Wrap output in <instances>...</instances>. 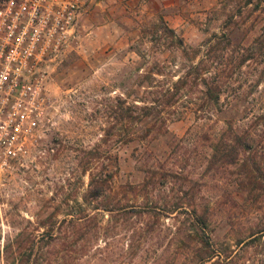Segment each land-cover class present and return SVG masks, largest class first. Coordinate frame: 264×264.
<instances>
[{
    "label": "rangeland",
    "instance_id": "obj_1",
    "mask_svg": "<svg viewBox=\"0 0 264 264\" xmlns=\"http://www.w3.org/2000/svg\"><path fill=\"white\" fill-rule=\"evenodd\" d=\"M79 1L78 40L65 47L47 81L51 107L46 138L0 181V264H178L181 258L175 251L190 242L180 234L186 231L183 225L175 228L176 221L164 211L137 212L145 201L163 205L162 199L175 188L161 191L160 195L153 192L148 198L143 190L137 195L130 191L143 181L146 160L137 153L142 149L137 140L119 138L116 98L123 91L129 98L145 94L136 81L152 70L157 71L154 75L160 80L172 73L176 78V73L197 59L195 55L207 37L217 34L221 42H226L222 36L225 33L235 48L244 47L246 60L232 79L243 84L249 104L253 105L255 97H264V46L259 43V38L264 37V0L249 4H244L245 0ZM163 24L184 39L186 55L170 52L171 45L163 38H155L157 34L151 40V33ZM138 47L148 49L153 56H140ZM166 56L175 58L177 70L170 71L173 64L166 65ZM176 113L164 112L170 117L166 122L168 131H151L155 136L148 141V147L160 162L173 159V153H182L183 147L194 148L187 139L178 141L192 124V115L175 118ZM156 121L147 118L141 129L153 127ZM128 124L135 125L132 121ZM97 144L99 151L92 160L103 169L102 162L108 159L113 174L112 195L129 205L125 210L104 214V219L113 214L105 223L108 236L93 238L89 251L70 253L62 249L70 237L59 233L56 224L73 203V197L86 190L88 171L82 169L79 159L87 158L83 150ZM201 160L199 155L196 159L187 156L180 163L194 171L188 177L190 184L196 194L204 195L200 184L203 180L209 184L211 179L202 174ZM222 175L227 187L243 201V192L229 182L235 173L227 169ZM101 198L91 204L105 203L107 197ZM114 201L116 204L118 200ZM244 205L232 227L225 221L217 223L216 245L222 253L224 248L235 246L236 253L230 263L219 256L215 264H264V234L240 247L231 238L235 233L231 230L255 227L264 221V197L246 199ZM60 224L68 227L66 222ZM60 239L64 240L60 243ZM96 242L105 245L104 249L97 252Z\"/></svg>",
    "mask_w": 264,
    "mask_h": 264
},
{
    "label": "trees",
    "instance_id": "obj_2",
    "mask_svg": "<svg viewBox=\"0 0 264 264\" xmlns=\"http://www.w3.org/2000/svg\"><path fill=\"white\" fill-rule=\"evenodd\" d=\"M252 2L253 0H245L244 4ZM258 5L259 2L256 3ZM262 26L264 31V23ZM155 34L158 40H167L171 45L170 52L179 51L182 55L188 53V46L174 28L163 24L160 29L151 33V40ZM222 36L226 42H221L217 34L207 37L203 48L195 55L197 59H192L187 67H183L182 72L176 73V78H173L172 73L171 77L160 80L154 75L157 71L152 70L147 76L143 75L144 79L136 81V86L143 87L145 94L129 98L130 95L123 91V95L119 94L116 98L119 138L126 141L137 140L142 145L137 153H142L141 156L146 160L143 181L133 185L130 191L137 195L143 190L148 198L153 192L160 195L161 191L175 188L167 198L162 199L163 205L145 201L141 204L144 205V210L137 212L159 214L164 211L176 221L175 228L183 225L186 231L180 234L190 242L184 243V247L175 251L177 258H181L178 264H203L207 261L215 264L219 256L224 262L230 263L236 248H224L223 253L218 248L214 238L218 221H225L232 227L237 222L239 210L245 207L246 199L264 197V97H255L253 105L249 104L243 84L232 79V75L240 71L241 64L246 60L244 47L235 48L227 34L223 33ZM142 37L140 34V44L143 43ZM261 39L262 36L259 43L264 46V37ZM223 42L224 45L221 44ZM137 52L142 57L153 56L146 48L144 50L138 47ZM166 57V65L169 67L173 64L169 67L170 71L177 70L179 66L175 58ZM164 112H177L175 118L192 115V124L178 137V141L187 139L194 148L180 145L183 147L182 153H173V159L160 162L148 147V141L155 136L151 133L152 130H156V133L161 130L168 131L166 122L170 117L164 115ZM147 118L157 120V123L151 128L141 129ZM131 121L134 126L128 124ZM98 149L97 144L88 151L83 150L88 155L87 158L81 156L79 162L82 169L88 171V186L81 195L73 197V203L56 224L59 233H67L64 237H70L65 241L68 245L62 246L63 250L70 253L89 251L93 238L97 239L100 234L108 236L105 223L113 214L107 219H104V214L110 215L118 209L125 210L129 205H123L121 198L115 199L112 195L110 178L113 174L108 159L102 162L103 169L96 167V162L92 160ZM197 155L202 158V174L211 179L209 184L206 180L200 184L204 195L193 191L188 177L194 171L180 163L187 156L196 159ZM227 169L235 173L229 182L243 192V201H240L239 195L229 189L223 180L222 171ZM101 197H107L105 203L91 204L93 200ZM114 200H118L116 204ZM64 222L68 227L63 228L60 223ZM245 227L239 228V231L231 230L235 232L231 238H234L239 247L245 242L259 239L264 234V221L257 223L255 227ZM62 240L64 239L58 242ZM104 247L99 242L94 244L97 252Z\"/></svg>",
    "mask_w": 264,
    "mask_h": 264
},
{
    "label": "built area",
    "instance_id": "obj_3",
    "mask_svg": "<svg viewBox=\"0 0 264 264\" xmlns=\"http://www.w3.org/2000/svg\"><path fill=\"white\" fill-rule=\"evenodd\" d=\"M80 15L79 0L0 3V181L46 138L47 81L77 42Z\"/></svg>",
    "mask_w": 264,
    "mask_h": 264
}]
</instances>
